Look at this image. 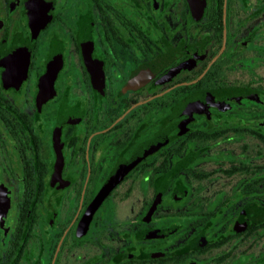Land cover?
Wrapping results in <instances>:
<instances>
[{
  "label": "flooded vegetation",
  "instance_id": "1",
  "mask_svg": "<svg viewBox=\"0 0 264 264\" xmlns=\"http://www.w3.org/2000/svg\"><path fill=\"white\" fill-rule=\"evenodd\" d=\"M0 264H264V0H0Z\"/></svg>",
  "mask_w": 264,
  "mask_h": 264
}]
</instances>
